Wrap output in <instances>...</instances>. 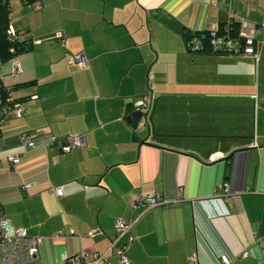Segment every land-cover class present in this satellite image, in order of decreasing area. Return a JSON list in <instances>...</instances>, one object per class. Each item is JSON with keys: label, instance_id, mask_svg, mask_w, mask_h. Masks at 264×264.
<instances>
[{"label": "crops", "instance_id": "0c3cea01", "mask_svg": "<svg viewBox=\"0 0 264 264\" xmlns=\"http://www.w3.org/2000/svg\"><path fill=\"white\" fill-rule=\"evenodd\" d=\"M40 1L8 0V24L27 44L19 72L0 64L6 95L23 106L0 126L1 227L40 238L23 264L80 252L118 264V218L133 222L128 264H220L221 254L264 264V0ZM230 17L254 35L256 60L181 36ZM78 53L85 66L70 60ZM145 94L143 122L128 121L130 100ZM67 134L83 145L50 141ZM223 182L230 192L217 190ZM141 195L169 203L132 207Z\"/></svg>", "mask_w": 264, "mask_h": 264}, {"label": "built area", "instance_id": "2783aa9c", "mask_svg": "<svg viewBox=\"0 0 264 264\" xmlns=\"http://www.w3.org/2000/svg\"><path fill=\"white\" fill-rule=\"evenodd\" d=\"M33 9L38 10L42 6L40 0H25ZM241 19V18H240ZM233 20L231 17L224 23L213 25L208 28L205 32L206 40L205 45L202 46V43L199 40L194 39V44H191V48L197 51L205 50V48H210L214 51L227 52L232 54H237L241 56L249 57L253 60L257 59L256 47H255V37L253 34L246 32L239 28V25L232 26ZM262 29V36L264 38V26ZM6 38L7 41L15 43L16 45L23 44L25 39L18 34L11 25L6 27ZM55 38H59V41L62 42L59 33H55ZM12 51V48L9 49ZM16 55H12L9 59L11 61V70L14 73L20 71V66L15 58ZM70 60L78 65L85 66L86 59L81 54H75L70 57ZM31 97H35L32 95ZM0 97V119L5 117L8 114H12L14 117H21L23 112V106L21 102L18 101H5L1 100ZM151 95L145 94L137 99L130 100L132 108L136 111H139L142 123L144 116L147 114L148 110L151 107ZM50 141L56 143L61 150H68L72 146H81L83 145L81 135L67 134L62 136V139L57 140L55 137H51ZM22 144L24 147H31L32 141L28 134H23ZM6 158L9 163L15 164L18 161V156L16 154H7ZM222 193H228L229 187L227 182L220 183L217 190ZM55 196H60L62 194V187L55 186L51 189ZM137 202L143 203V206L150 208L156 205L168 204L169 201L163 199L159 196H144L141 195L138 199H133L131 201V206L134 207ZM4 220V212L0 207V260L6 264H23L26 261L30 260L34 255H36L40 238L35 236H29L25 229L22 227H16L13 229L12 233L7 234L1 227V222ZM133 222L129 220H124L118 218L115 220L114 229L116 239L127 236V240L120 245L116 250L117 262L119 264H128V258L125 252L126 245L129 243L130 237L129 232ZM93 230H89L88 234L92 235ZM245 254L242 253L241 256ZM220 264H227L230 258L221 254L219 256ZM195 258L189 259L187 262L189 264L193 263ZM56 264H111L106 256V252L102 253H76L74 255L66 257L64 260Z\"/></svg>", "mask_w": 264, "mask_h": 264}, {"label": "trees", "instance_id": "16d2710c", "mask_svg": "<svg viewBox=\"0 0 264 264\" xmlns=\"http://www.w3.org/2000/svg\"><path fill=\"white\" fill-rule=\"evenodd\" d=\"M8 15H9L8 0H0V64H1V62L9 59L12 55H17L19 52L24 51V49H25L24 44L25 45L27 44V41H25V42H23V44H19V45H16L15 43L7 41L5 33H6V27L8 25ZM232 24H233L232 26H236V23L232 22ZM205 32L190 33L189 31H186L184 29V30H182L181 36L185 39V41H189L192 38L195 40H199L202 43V46H206L205 45V40H206ZM189 43H190V41H189ZM10 48H12V51H9ZM206 49H210V48L208 47V48H205V50ZM215 52H219V51H215ZM22 85H26V83H23ZM3 88L4 87L0 81V97L2 98L1 100L4 99L7 102L8 101H15V100H11L8 98V96L6 95L7 89L4 90ZM129 105L131 106L130 103H129ZM9 115H11V114H8L5 117H1L0 126H1V124H3V122L5 121V119ZM134 122H135V120H134Z\"/></svg>", "mask_w": 264, "mask_h": 264}, {"label": "water", "instance_id": "95a60500", "mask_svg": "<svg viewBox=\"0 0 264 264\" xmlns=\"http://www.w3.org/2000/svg\"><path fill=\"white\" fill-rule=\"evenodd\" d=\"M139 116V111H132L126 118L128 121L135 120Z\"/></svg>", "mask_w": 264, "mask_h": 264}]
</instances>
